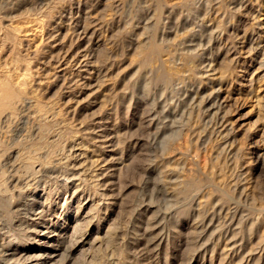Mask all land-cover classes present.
<instances>
[{
	"label": "rangeland",
	"instance_id": "1",
	"mask_svg": "<svg viewBox=\"0 0 264 264\" xmlns=\"http://www.w3.org/2000/svg\"><path fill=\"white\" fill-rule=\"evenodd\" d=\"M0 206V264L47 230L57 264H264V0H0Z\"/></svg>",
	"mask_w": 264,
	"mask_h": 264
},
{
	"label": "bare ground",
	"instance_id": "2",
	"mask_svg": "<svg viewBox=\"0 0 264 264\" xmlns=\"http://www.w3.org/2000/svg\"><path fill=\"white\" fill-rule=\"evenodd\" d=\"M144 46V45H143ZM145 47V46H144ZM146 57V56H144ZM143 57V58H144ZM147 61V60H146ZM189 63V62H188ZM195 64H193L194 66ZM149 66V65H148ZM190 67V66H189ZM170 68V67H169ZM179 69V68H178ZM158 71V70H156ZM171 71V70H170ZM172 72V71H171ZM180 72V71H179ZM159 79V78H158ZM203 94V93H202ZM200 97V96H199ZM209 100V99H208ZM207 100V101H208ZM201 101V100H200ZM188 102V101H187ZM221 103V102H220ZM211 105V104H210ZM207 109V108H206ZM219 110V109H218ZM207 111V110H206ZM218 125V124H217ZM216 126V125H215ZM112 134V133H111ZM77 140V139H76ZM82 147V146H81ZM35 150V149H34ZM40 150V149H39ZM62 150V149H61ZM78 150V149H77ZM84 150V149H83ZM82 150V151H83ZM108 151V150H107ZM34 152V151H33ZM77 152V151H76ZM79 152V151H78ZM36 153V152H34ZM66 153V152H65ZM81 153V152H80ZM38 156V155H37ZM40 157V156H39ZM76 157V156H75ZM105 158V157H104ZM77 159V158H76ZM80 159V158H79ZM86 159V158H85ZM11 161V160H10ZM25 165V164H24ZM101 167V166H100ZM152 174V173H151ZM107 175V174H106ZM203 186V185H202ZM205 187V186H204ZM203 187V188H204ZM196 189V188H195ZM201 189V188H200ZM202 190V189H201ZM184 191V190H183ZM185 192V191H184ZM193 192V191H192ZM199 192V191H198ZM198 192H196L198 194ZM191 193V192H190ZM195 193V192H193ZM192 198V197H191ZM32 199V198H31ZM27 200V199H26ZM28 202V201H27ZM30 202V201H29ZM36 203V202H35ZM26 205V204H25ZM26 209H25V212H27L26 210H31L33 207V202L29 203L26 205ZM1 207V206H0ZM23 207H25L23 205ZM22 207V208H23ZM40 208V207H39ZM37 210V209H36ZM32 211V210H31ZM23 213V212H22ZM21 213V214H22ZM27 214V213H26ZM24 215V214H22ZM30 215V214H28ZM27 216V215H26ZM28 217V216H27ZM45 226V225H44ZM75 226V225H74ZM41 231V230H40ZM40 238L42 239L41 241L42 242V245L41 247L38 248V251L40 252V254L38 256H34V257H31V259L29 261L26 262V264H36V262H38L40 260V263L38 264H55L59 257H61L62 255V250L59 248V246L55 243H57L58 241V238L59 236L54 233V232H49L48 230L47 231H43L42 233H40ZM60 241V240H59ZM54 242V244L51 245V243ZM92 245V244H91ZM17 248V247H16ZM8 251V250H7ZM12 251V250H11ZM15 251V249H14ZM18 252V251H17ZM16 252V253H17ZM78 253V252H77ZM6 254V253H4ZM3 254V255H4ZM8 255V254H7ZM29 255V254H28ZM16 256V255H15ZM10 257V256H8ZM5 258V257H3ZM23 258V257H22ZM13 259V258H11ZM6 260V259H5ZM8 260V258H7ZM14 260V259H13ZM71 260V259H70ZM1 261V260H0ZM3 261V260H2ZM23 263V262H22ZM9 264V263H8ZM57 264V263H56Z\"/></svg>",
	"mask_w": 264,
	"mask_h": 264
}]
</instances>
